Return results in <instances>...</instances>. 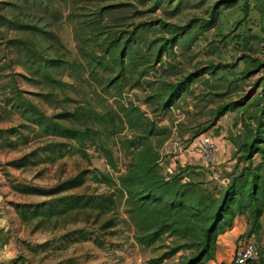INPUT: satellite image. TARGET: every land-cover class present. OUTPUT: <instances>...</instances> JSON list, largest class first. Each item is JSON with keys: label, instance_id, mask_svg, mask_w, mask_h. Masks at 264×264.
<instances>
[{"label": "rangeland", "instance_id": "rangeland-1", "mask_svg": "<svg viewBox=\"0 0 264 264\" xmlns=\"http://www.w3.org/2000/svg\"><path fill=\"white\" fill-rule=\"evenodd\" d=\"M76 111L59 123L89 129L82 145L38 122ZM262 116L264 0H0V177L15 191L7 234L0 228V247L8 239L16 248L6 264H187L200 251L195 235L139 242L121 182L134 150L150 144L163 175V160L201 158L203 134L234 143L235 164L220 158L172 176L215 206L258 165L241 147ZM110 198L111 211L63 214ZM263 226L241 239L261 246Z\"/></svg>", "mask_w": 264, "mask_h": 264}, {"label": "trees", "instance_id": "trees-1", "mask_svg": "<svg viewBox=\"0 0 264 264\" xmlns=\"http://www.w3.org/2000/svg\"><path fill=\"white\" fill-rule=\"evenodd\" d=\"M179 88H176L174 92H177ZM229 111V109H222L220 116L223 117ZM133 112L138 111L133 109ZM77 113L76 111L72 115L60 116L57 119L46 120L41 115H37V117L45 135L76 141L82 145L86 139H90L89 129L81 132L72 123H59L61 120L75 119ZM262 118L263 116L259 118L253 142L241 147V152L244 153L247 161L252 162L255 155L260 156L258 165L254 166L253 164L251 168H245L233 180L215 206L206 205L203 199L199 198L200 190L194 183H184L180 178L171 177L168 179L163 176L159 168V155L150 144L139 146L134 150L129 172L121 182L127 193V202L131 205L128 213L140 233V237H138L140 244L152 247L162 240L164 235H177L183 238L195 235L200 251L187 264H205V257L213 254L217 249V239L224 224L232 227L234 218L248 215L252 220L253 232L262 227L264 214V147L262 146L264 140H257L261 134H264ZM61 148L57 151L60 154ZM78 202L73 206H66L63 214L74 209L83 211L88 208L108 212L112 210L111 206H115L113 198L103 200L97 205ZM21 216L30 219L25 211L21 213ZM183 248L184 246L175 248L162 256L159 261L174 256ZM258 264H264V256Z\"/></svg>", "mask_w": 264, "mask_h": 264}, {"label": "crops", "instance_id": "crops-1", "mask_svg": "<svg viewBox=\"0 0 264 264\" xmlns=\"http://www.w3.org/2000/svg\"><path fill=\"white\" fill-rule=\"evenodd\" d=\"M214 139L217 142L218 146L220 147L221 161L227 162L231 160L232 161L231 163L235 164L237 161H235L233 152L234 154H236V152L238 151L237 146L232 142H227V141L221 142L217 138ZM189 154L188 156L185 155L183 157H180L181 159L175 158L173 160L166 159L161 161L160 167L163 175L166 177L168 168L172 169L174 173L177 174L178 172H181L180 170L181 168H187L192 165L200 164L202 166H207L203 162V160L195 153H189ZM221 161L219 163H221ZM214 168L216 167H213V169ZM187 174L188 173L183 175L184 177H186L185 179H187L188 176ZM14 194L15 191L12 189L11 184L8 183L2 177H0V228H1V233L3 234H7L10 227L9 218L14 215L13 212L15 211V207L12 205ZM19 210H21V207H19ZM263 223H264V214L262 217V224ZM251 230H252L251 218L248 215L237 216L234 219V225L231 228L225 229L224 232H221L219 234L217 239V249L215 255L213 258L207 261V264H234L235 251L238 245L243 241L241 237ZM261 245L264 246V241H262ZM0 249L1 251L3 250V254L5 255L4 259L0 260V264H6V262H8V259H6L7 254L16 253V248L14 246L13 241H10L8 239L5 240L3 244H1Z\"/></svg>", "mask_w": 264, "mask_h": 264}, {"label": "built area", "instance_id": "built-area-1", "mask_svg": "<svg viewBox=\"0 0 264 264\" xmlns=\"http://www.w3.org/2000/svg\"><path fill=\"white\" fill-rule=\"evenodd\" d=\"M197 149L201 158L210 167H216L221 158V151L214 137L208 134L201 135L196 140ZM174 171L167 169V178L174 176ZM224 183L229 185L230 180L225 179ZM264 256V246L258 245L253 239L242 241L236 251L234 264H258Z\"/></svg>", "mask_w": 264, "mask_h": 264}]
</instances>
